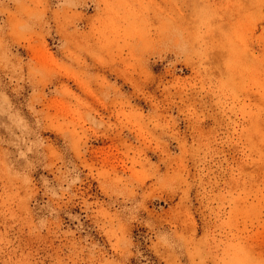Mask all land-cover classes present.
<instances>
[{"label":"rangeland","instance_id":"1","mask_svg":"<svg viewBox=\"0 0 264 264\" xmlns=\"http://www.w3.org/2000/svg\"><path fill=\"white\" fill-rule=\"evenodd\" d=\"M0 264H264V0H0Z\"/></svg>","mask_w":264,"mask_h":264}]
</instances>
